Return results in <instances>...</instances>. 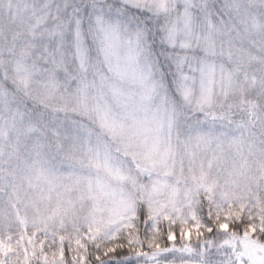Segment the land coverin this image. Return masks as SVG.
Listing matches in <instances>:
<instances>
[{"label":"snow or ice","instance_id":"obj_1","mask_svg":"<svg viewBox=\"0 0 264 264\" xmlns=\"http://www.w3.org/2000/svg\"><path fill=\"white\" fill-rule=\"evenodd\" d=\"M0 264H264V0H0Z\"/></svg>","mask_w":264,"mask_h":264}]
</instances>
